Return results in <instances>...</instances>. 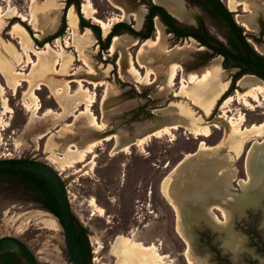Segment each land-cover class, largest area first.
I'll return each instance as SVG.
<instances>
[{"label":"rangeland","instance_id":"374dc122","mask_svg":"<svg viewBox=\"0 0 264 264\" xmlns=\"http://www.w3.org/2000/svg\"><path fill=\"white\" fill-rule=\"evenodd\" d=\"M59 1L63 5L57 29L65 19V32L50 42L42 43L47 36L39 38L30 24L7 11L10 5L28 16L31 12V0H0V8L6 13L5 18L0 20V85L3 87L0 88V158L34 159L49 163L61 173L68 188L73 214L90 249V264H145L150 257L145 255L143 248L153 245L162 257L157 264H264V185L247 190L242 183L249 179L246 167L249 151L254 142L264 140V133H259L241 146L223 145L220 157L224 162L215 171L214 180L211 177L207 179L208 176L202 177L209 180L217 190H221V185H226L224 200L220 205L224 207L228 218L213 209L211 200L195 209L194 204L191 209L182 205L185 212L184 226L191 239L190 246L178 235L175 212L162 193L163 182L169 178L178 189L177 192L184 190V196L195 195L196 188L201 187L199 181L206 179H200L198 183L189 179L191 167L194 168L195 164H191V158H186V155L198 152L201 141L215 147L227 136L230 130L228 120L220 118L224 110H229L228 116L235 120L243 114L246 127L264 123V100L256 102L249 98L253 104L252 109L240 103L238 93L243 94L248 88L240 85L239 80L235 83V89L222 98L230 88L237 69L221 55L212 54L210 49L201 46L194 38H177L168 33L165 26L158 46H144L143 51H140L138 44L144 42L128 33H122L125 37L121 38L127 43V47L118 48L114 54H110V49H101L91 29L80 27V19L83 17L90 24L99 25L102 40L106 39L112 26L119 21L112 23L109 31L104 30L100 24L85 17L82 12L84 0H79V7L73 3L67 6L68 0ZM184 1L193 11V17L185 21L177 19L182 24L195 26L199 20L203 21L216 41L226 43L229 28L213 13L211 7L203 10ZM222 1L228 4L230 0ZM91 2L96 9V16L106 22L114 16L123 15L122 10L125 11L129 15L124 22L137 31L143 27L150 4L155 3L154 0H114V4L120 9L118 10L109 0ZM232 2L234 9L231 11L236 20L254 50L264 57V0ZM71 7L78 19L77 38L89 30L85 40L89 49L88 59L96 76L88 75L87 70L82 68L84 65L75 47H66V41L71 36L67 18ZM133 12L142 17L140 27L136 26L131 14ZM250 16L255 17L256 23L248 21ZM155 19L160 20L158 17ZM17 22L21 27L14 30L13 26ZM154 30L150 40L156 38V28ZM18 34L24 37L27 45L32 44L36 50L44 49L47 43L57 52L64 47L69 55L59 74H73L77 70V79L86 80L82 85L76 80L77 82L70 83L68 93L64 91L58 94L60 91L57 87L65 86V80L52 77L48 81L42 78L39 71L40 64L48 58L51 65L57 59L55 70L61 68L57 64L60 61L56 52L53 51L50 56H42L40 61L34 52H28L32 61L36 64L39 62L31 71L32 63L24 66L28 56L18 44ZM133 38L139 40L135 46H131ZM123 53L131 56L134 66L143 76L147 70L140 66V62L152 67L154 75L151 84L143 85L134 80H125L119 66ZM206 54H211L212 57L202 65L201 61ZM175 63L180 65L181 71L175 85L168 86L165 77L170 65ZM213 66L220 69V77L209 83L189 87V95L195 99L196 95L204 91H220V97L211 113L206 114L184 96L181 81L188 79L190 74H200ZM14 70L26 74L31 71L29 79L32 81L30 85L22 82L15 93L9 87L18 79V76L12 74ZM157 76L165 77L156 81ZM40 81L48 86L43 85L34 90L41 107L36 114L33 111V96L28 91L29 87L30 91L38 87ZM101 81L104 84L98 85ZM255 84L260 83L255 81L253 85ZM160 90L162 91L159 92ZM5 102L12 110L9 114H3L6 111ZM88 102L92 104L90 109L97 121L104 123L106 127L107 133L103 137L115 135V139H99L103 134H98L94 131L95 128L81 123L82 112ZM36 105L37 103L34 107ZM171 112H181L182 116L193 119L196 125L218 123L219 127L210 125V137H196L182 127L170 129V132L159 137L147 138L140 146L138 140L144 138L149 130L164 129L178 122L172 119ZM122 138L133 142L125 151L119 150L124 148L123 145L119 144L121 148L117 146V139ZM98 140L101 142L93 148L84 162L66 170L59 169L61 164H69L73 158L74 155L70 153L72 149L84 150ZM135 143L138 145H134ZM114 150H119V153L113 154ZM231 170L236 173L231 183L225 180L220 183L219 171L224 176L225 172ZM261 183H264V179ZM219 195L217 193L218 198ZM91 199L103 208L102 216L96 213L95 206L90 205ZM3 236H15L24 241L40 264H72L58 218L43 209L28 188L0 176V238ZM118 238L130 240L132 244L140 245V248L133 252L130 247L119 245L114 251ZM119 252L121 257L118 256Z\"/></svg>","mask_w":264,"mask_h":264},{"label":"bare ground","instance_id":"6f19581e","mask_svg":"<svg viewBox=\"0 0 264 264\" xmlns=\"http://www.w3.org/2000/svg\"><path fill=\"white\" fill-rule=\"evenodd\" d=\"M85 3L83 4L82 7V12L84 13L86 18L92 19L94 22L97 24H100L104 30L110 29L112 23H115L117 21H124L126 17H128L127 13L123 11V15L121 16H114L111 18L108 22L104 21L103 19L99 18L96 16V9L93 7L91 0H84ZM114 0H109L111 4L116 6L113 2ZM156 4L162 5L165 9L168 10L169 13L174 15L176 18L181 19V20H191L193 17V11L187 7V4L184 2V0H154ZM233 0H230L228 2L227 7L230 10H233ZM62 3L59 0H31V12L26 16L25 14L21 13L16 7H12L9 5L8 12H11L14 17L20 18L22 21L27 22L30 24L35 31L39 32L40 34H45L51 31L54 27L57 26L59 23V18L60 14L62 11ZM117 7V6H116ZM72 8H70L69 13H68V23H69V31H70V40L66 41V47L68 45H72L77 49L79 52L80 60L83 61V67L87 70L88 75H97L95 69H93L90 65V61L87 58V49H83L84 46L87 44V41L85 40L87 38L88 31L84 34H81L77 38V24H78V19L75 15V13L72 11ZM5 10L0 8V20L5 18ZM134 21L136 22V26L140 27L142 25V17L139 16L137 13L133 12L131 13ZM130 14V15H131ZM142 15V14H141ZM236 19V16H235ZM238 22V20H236ZM248 21L251 24L256 23L255 17L250 16ZM240 25V24H239ZM21 27L20 23H16L13 26V29L16 30ZM156 27V38L155 40H146L143 44L140 43L138 44V40L133 41L131 46H135L138 44L140 51H143L144 46H148L151 48H154L158 46L162 40L163 37V28L164 25L160 20L156 19L155 23ZM250 28V27H248ZM93 37V36H92ZM123 36H115L112 40L111 46H110V54H114L116 49L118 48H126L127 43L123 42L122 40ZM17 38L20 40L19 43L22 46V48L25 50L27 56H28V64H33V68L31 71H33L38 65L39 62L36 64L30 56L28 55V52L35 51V54L38 56L39 61L41 60L42 56H50L51 53L54 51L56 52V56L59 59V63L61 65V68L59 70H55L56 62L57 59H55L54 63L51 65L50 58L47 60H43V62L40 64L41 68L39 69L42 78L50 80L52 77L59 78V79H64L65 80V86L62 85L60 87H57V90L60 91L58 94L61 92L67 91L69 92V87L70 83L74 82L77 79V75L79 74H67V75H60L59 73L61 72L62 68H64L66 64V57L69 55L66 53V50L64 47H61L60 50L57 52L56 49H54L50 44H46L44 49L41 50H32L31 44H26V41L23 36L17 35ZM125 52V51H124ZM119 66H120V72L121 75L125 78V80H134L138 84H151L153 82L152 80V75H154V71L152 67L149 65L143 64L140 62V66L142 68H145L147 70L146 75L143 76L142 74L139 73V71L136 69V67L133 64V60L131 59V56H129L126 53H123L121 60L119 61ZM55 67V68H54ZM31 71L29 74H31ZM56 71V72H55ZM181 71L180 65L178 64H171L167 76H157L156 81L159 79H163L164 77L167 80L168 86H173L175 85V81L179 76V73ZM84 73V72H83ZM12 74L18 76V79L16 80V83L14 85H9L10 88L13 90L15 93L17 88L22 84L23 81H29V74H26L24 72H19V71H12ZM82 76V75H81ZM221 76V71L218 68V66H213L211 69H207L203 72L199 73H194L190 74L188 79L184 80L182 79V87L181 91L183 92L184 96L189 98L191 101H193L195 104H197L204 113L210 114L211 110L213 109L218 97H220V91L216 92V90H208L200 93L199 95H196V99L192 98L189 95V87L192 85H198V84H205L211 82L213 79L220 77ZM85 79H80L78 80L77 83H80L81 85L83 84V81ZM258 82L260 84H255L253 85V82ZM240 85H242L245 88H248L247 91H245L243 94L238 93L239 96V102L243 103L245 106L249 108H253V104L250 102L249 98L252 100L258 102L261 100H264V81L261 79L257 78L254 75L247 74L244 75L242 78L239 79ZM43 84V82H38V87L33 89L32 91H29V94L33 96L32 101L34 102L33 104V111L34 113H38L40 110V104L38 103V97L36 96V92L34 90L39 89L40 86ZM99 84H104V82L101 81ZM253 85V86H252ZM0 88H3L0 85ZM160 90L159 92H161ZM198 102H196L195 100ZM93 102V101H91ZM91 102H88L86 105V109L82 112V121L83 125H89L93 128H95V131L98 132H104L106 127L104 123H100L97 121L95 115H93L90 106L92 105ZM35 103H37L36 107ZM4 108H6V111L3 114H9L12 112L10 106L8 105L7 102L4 103ZM229 110H224L223 114L220 116V118H224L228 120V124L230 126L229 133H227V136L215 147H210L208 146L204 141H201L199 143V150L195 154H187L186 158H191V164H195V167H191V172H190V177L189 179L194 181V183H198L200 179H206L202 178L204 176H208L214 180L213 177H215V171L217 168L220 167V165L223 164L224 160L221 159V151H222V146L225 144L229 145H243L246 141L249 139H252L256 137L259 133H264V123L260 125L253 124L250 127H246V118L243 114L239 115L240 117L235 120L234 117H229L228 116ZM181 112H171V117L173 120L178 121L174 122L172 126H169L164 129H158V130H149L147 135L144 138H141L138 140V143L140 146H142L146 139L151 137V136H160L166 132H170V129H179V128H184L188 133L194 134L196 137L198 136H205V137H210L212 134L211 127L210 125H214L216 127H219V124H208V123H203L196 125L195 121L193 119H189L186 115L182 116ZM78 117V116H77ZM196 120V119H195ZM222 120V119H221ZM225 121V120H224ZM2 122V121H0ZM7 126V125H5ZM4 126V127H5ZM224 126V125H223ZM1 127V126H0ZM229 128V127H228ZM87 129V128H86ZM1 131V130H0ZM115 135H109L107 136L104 141H110L115 139ZM117 146L119 144L123 145V149H119L120 151L122 150H127L131 145H133V142L130 140H126L125 138L122 139H117ZM97 145V143H93L90 146H88L84 150H78L75 148L74 150L72 149L71 151H76V154L73 158L74 160H70L69 164H61L59 169L60 170H66L68 167H72L77 163H80L86 159L88 154H90L93 150V148ZM121 145L120 148H121ZM70 150V149H69ZM119 150H114L113 154L119 153ZM55 161V160H54ZM58 162V161H57ZM59 163V162H58ZM182 163V162H181ZM180 163V165H181ZM226 165V164H225ZM247 170H248V176L249 179L243 180V184L247 187V190H254L256 187L259 188L260 185H264V183H261V181L264 179V140L262 142H254L250 151H249V157L247 161ZM56 169V168H55ZM57 170V169H56ZM197 170V171H196ZM219 170V169H218ZM58 171V170H57ZM221 171V170H220ZM219 171V179L221 182L224 180L227 183H231L233 178L235 177L236 173L234 171L230 172H225V175L222 176ZM59 172V171H58ZM194 172V173H193ZM217 173V172H216ZM221 175V176H220ZM200 180L199 183L201 184V187L196 188L195 195H191L190 197L184 196L185 191L182 190L181 192H177L178 189L175 187V184H172V180L169 178H166L165 181L163 182V187H162V193L163 196L166 198L170 206L173 208L175 215H176V231L180 238L185 242V244L189 245L191 244V239L189 232L186 229V224L184 221L185 217V212L182 209V205H187V208L191 209V205L194 204V209L197 208V206H200L205 201H212V204L214 205L213 209L220 211L226 218H228V214L225 211L224 207L220 205V202L224 200V187L226 186L221 185L220 189L217 190L212 186L209 182V180ZM219 184V183H218ZM244 187V186H243ZM245 188V187H244ZM217 193H220L219 198L217 196ZM243 191L241 192V194ZM214 195V196H213ZM248 201V200H245ZM250 201V200H249ZM90 205L95 206L96 213H98L100 216L104 214L103 208L99 207L96 205V202L94 199H91ZM185 225V226H184ZM119 245L125 246V247H130L132 251H138L140 248V245H134L130 240L123 239V238H118L115 245H114V251L119 247ZM188 246V247H189ZM157 247L150 246V247H145L143 250L146 252L145 255L150 257V259L146 262L145 264H157L158 262H161L162 257L159 256V254L156 252ZM121 252H119L118 256L121 257ZM141 259V258H140ZM144 261V260H143ZM142 261V262H143ZM141 262V263H142ZM144 264V263H143Z\"/></svg>","mask_w":264,"mask_h":264},{"label":"trees","instance_id":"16d2710c","mask_svg":"<svg viewBox=\"0 0 264 264\" xmlns=\"http://www.w3.org/2000/svg\"><path fill=\"white\" fill-rule=\"evenodd\" d=\"M187 1L192 4L199 5L203 9H207L208 7H211V10L213 12H217L219 16L225 19L224 14L222 13L216 0H187ZM72 3L75 4L77 7H79V0H68L67 6H69ZM149 10H150L149 14L146 16V20L142 30L137 31L131 25H128L126 22H120L113 26V28L111 29L110 33L108 34L105 40H102V34L99 25L97 26L94 24H90L83 17H81L80 27L82 29L84 28L91 29L95 33L101 49L108 50L111 39L114 36L121 35L122 33H128L134 36L135 38H139L140 41H144L150 38L155 31L153 27V17L158 16L160 20L165 24L167 32L173 33L177 38L181 36L192 35L202 44H209V46L212 47V44L216 43L217 47H220L224 51H228V52L230 51L227 49V47L224 44L215 41L213 37L210 36L202 21L199 23L200 24L199 31H201V34L199 36H196L193 35L192 33L197 31L198 29L189 26H183L178 20H176L173 16H171L164 8L151 3L149 6ZM65 29H66L65 19H63L62 25L59 28V30L53 35L45 38L42 43L50 42L53 39L62 36L65 32ZM241 30L243 31L242 28ZM36 43L38 44V41H36ZM231 48L233 49L234 53H236L238 56H244V51L240 43L236 39L235 35L233 34V32H231ZM251 50L254 54H256V51L253 49L252 46H251ZM211 57H212L211 54H206L202 62L208 61ZM225 58L229 59V57L227 56H225ZM238 66L241 69L233 75L232 84L230 88L221 96L222 98L226 94L232 92L235 89V83L240 76L251 71V68L241 61H238ZM0 176L8 178L14 182H20L25 186H27L29 189H31L35 195L36 202L39 203V205L43 209L55 215L58 218L59 222L61 223V214L59 210L57 196L55 191L49 186V181L47 179H45L40 175H36L27 171L18 170V169H7V168H0ZM74 222H75V228H76V234H77L79 246L82 250L84 258L88 263H90L91 260L90 249L88 248V246H86V248L83 246L82 241L85 240V237L83 236L82 228L75 216H74ZM25 263L26 262L24 261V259L18 253L13 251L2 253L0 255V264H25Z\"/></svg>","mask_w":264,"mask_h":264},{"label":"water","instance_id":"95a60500","mask_svg":"<svg viewBox=\"0 0 264 264\" xmlns=\"http://www.w3.org/2000/svg\"><path fill=\"white\" fill-rule=\"evenodd\" d=\"M216 1L226 16L229 25L236 36V39L246 54V59L244 60L245 63L254 68L251 59H255V56L251 51V44L249 39L246 37V33L241 30V25H239V23L236 21L235 15H233L232 11L227 7V5L224 4L222 0ZM254 69L264 77V70L256 68ZM0 168L27 171L36 175H40L49 181V186L55 191L57 196L61 214V225L63 228L64 242L71 263L89 264L84 258L82 250L79 246L68 188L61 176V173L49 163L27 158H0ZM11 251L18 253L24 259L26 264H40L33 251L24 241L15 236L1 237L0 255L2 253Z\"/></svg>","mask_w":264,"mask_h":264},{"label":"flooded vegetation","instance_id":"af4514ba","mask_svg":"<svg viewBox=\"0 0 264 264\" xmlns=\"http://www.w3.org/2000/svg\"><path fill=\"white\" fill-rule=\"evenodd\" d=\"M185 2V1H184ZM186 3V2H185ZM190 3V2H189ZM218 3V2H217ZM152 4H154V5H157V6H160V7H162V8H164L162 5H159V4H156V3H152ZM193 5H196V4H193ZM219 5V4H218ZM196 6H198V7H200L201 9H203L201 6H199V5H196ZM115 7V6H114ZM220 7V6H219ZM116 9H118V10H120L119 8H117V7H115ZM165 9V8H164ZM221 9V8H220ZM167 12H168V10L167 9H165ZM203 10H205V9H203ZM150 11V10H149ZM222 11V10H221ZM169 13V12H168ZM218 18H220L226 25H227V27L229 28V36H228V39H227V41H226V43H223V42H220V41H217V42H220V43H222V44H224L226 47H227V49L228 50H230L229 52L228 51H224L223 49H221L220 47H217L216 46V43H213L212 44V47L211 46H209V44H202L200 41H198L196 38H194V36H192V35H186V36H181V37H179V38H194L195 40H197L198 42H199V44L201 45V46H203V47H206V48H208V49H210L213 53L212 54H214V55H216V56H222L225 60H227V61H229L230 62V64H231V66L232 67H234V68H236L237 69V72L241 69L239 66H238V61H241V62H243V63H245V59H246V54H245V52H244V56H238L236 53H234V51H233V49L231 48V32H233L232 31V29H231V27H230V25L228 26V24H229V22H228V20H227V18H226V16L224 15V17H225V19L224 18H222L221 16H219L218 15V13L217 12H213ZM222 13H223V11H222ZM148 14H149V12H148ZM147 14V15H148ZM171 16H173L171 13H169ZM224 14V13H223ZM146 15V16H147ZM234 15V14H233ZM146 16H145V19H144V23H145V20H146ZM155 17H158V16H154L153 17V27H154V19H155ZM176 20H178L175 16H173ZM159 18V17H158ZM89 19V18H88ZM160 19V18H159ZM91 20V19H90ZM161 21V20H160ZM179 21V20H178ZM93 22V21H92ZM120 22H124V21H119L118 23H120ZM162 22V21H161ZM180 22V21H179ZM201 21L199 20L198 22H197V25L195 26V25H185V24H182L181 22V24L183 25V26H189V27H192V28H195V29H198L197 31H195V32H193L192 34L193 35H196V36H199L200 34H201V31H199V26H200V23ZM203 22V21H202ZM144 23H143V27H144ZM155 23H156V19H155ZM115 24H117V23H115ZM114 24V25H115ZM162 24L165 26V24L162 22ZM62 25V24H61ZM113 25V26H114ZM98 26V25H97ZM113 26H112V28H113ZM61 27V26H60ZM59 27V28H60ZM143 27H142V29H143ZM166 27V26H165ZM111 28V29H112ZM156 27H154V29H155ZM242 28V27H241ZM141 29V30H142ZM59 29H57V31H58ZM207 30V29H206ZM56 31V32H57ZM55 32V33H56ZM155 32V31H154ZM208 32V31H207ZM209 33V32H208ZM54 34V33H53ZM52 34V35H53ZM173 34V33H172ZM210 34V33H209ZM234 34V33H233ZM174 35V34H173ZM235 35V34H234ZM48 36H51V35H48ZM47 36V37H48ZM118 36H121V35H118ZM175 36V35H174ZM211 37H212V35H210ZM47 37H45V38H47ZM115 37V36H114ZM113 37V38H114ZM176 37V36H175ZM236 37V36H235ZM44 38V39H45ZM58 38V37H57ZM113 38L111 39V41L113 40ZM133 39H135V38H133ZM149 39V38H148ZM148 39H146V40H148ZM214 39V38H213ZM146 40H144L143 42H145ZM215 40V39H214ZM216 41V40H215ZM139 42V41H138ZM111 43L112 42H110V46H111ZM48 44V43H47ZM139 44H140V42H139ZM210 45H211V43H210ZM110 46H109V49H110ZM252 45H250V47H251ZM67 47H69V46H67ZM242 47V46H241ZM45 48V47H44ZM243 49V48H242ZM254 49V48H253ZM110 51V50H109ZM244 51V50H243ZM252 51V50H251ZM78 52V51H77ZM253 53V52H252ZM254 54V53H253ZM225 56H227V57H229V59H226L225 58ZM254 56H255V59H251V62H252V64H253V66H254V68H256V69H261V70H264V57L263 56H261V55H259L257 52H256V54H254ZM210 60V59H209ZM208 60V61H209ZM81 61V60H80ZM207 62V61H206ZM206 62H202L201 61V64L202 65H204ZM246 64V63H245ZM247 65V64H246ZM249 66V65H248ZM250 68H251V71L250 72H248V73H246V74H243L242 76H240L238 79H237V81L241 78V77H243L244 75H247V74H251V75H254V76H256L257 78H261V79H263L264 80V77L260 74V73H258L253 67H251V66H249ZM236 72V73H237ZM262 80V81H263ZM212 118V117H211ZM134 145H138L137 143H135ZM143 151H144V148H143ZM86 160V159H85ZM84 160V161H85ZM83 161V162H84ZM82 163V162H81ZM14 182V181H13ZM17 183H19V184H22V183H20V182H17ZM23 186H25L24 184H22ZM26 188H28L27 186H25ZM29 189V188H28ZM31 192H32V190L31 189H29ZM33 193V192H32ZM33 196H34V199H35V195H34V193H33ZM36 201V200H35ZM39 204V203H38ZM83 236L85 237V235H84V233H83ZM82 243H83V246L86 248V246H87V241H86V237H85V240H83L82 241ZM90 264V263H89Z\"/></svg>","mask_w":264,"mask_h":264},{"label":"crops","instance_id":"0c3cea01","mask_svg":"<svg viewBox=\"0 0 264 264\" xmlns=\"http://www.w3.org/2000/svg\"><path fill=\"white\" fill-rule=\"evenodd\" d=\"M60 19H61V18H59V23L57 24V26L54 27V28H53L51 31H49L48 33H45V34L40 35V34H38V32L35 31V32L37 33V36L39 35V36H38L39 38H43V37H45V36H48L49 33H52L53 31H55V29H57L58 26H59V24H60ZM69 32H70V31H69ZM121 36H124V35H121ZM124 37H125V36H124ZM19 41H20V40L18 39V44H20ZM21 47H22V46H21ZM31 47H32V50H36V49L33 47L32 44H31ZM83 49H87V54H86V56H87V58H88V56H89V49H88V47L85 45ZM22 50L25 52V50H24L23 48H22ZM76 50H77V49H76ZM32 52H34V54H35V51H31L30 53H32ZM25 53H26V52H25ZM78 53H79V52H78ZM35 55H36V54H35ZM36 56H37V55H36ZM82 62H83V61H82ZM83 63H84V62H83ZM89 63H90V62H89ZM90 64H91V63H90ZM27 65H29V64L26 62V63L24 64V66H27ZM82 68H84V67H82ZM84 69H85V68H84ZM77 72H78V71L76 70L73 74H77ZM94 76H95V75H94ZM90 78H91V77H90ZM88 79H89V78H88ZM88 79H87V80H88ZM29 80H31V79H29ZM85 80H86V79H85ZM85 80H84V81H85ZM48 81H49V80H48ZM84 81H83V82H84ZM23 82H27V81H23ZM31 82H32V81H31ZM74 82H77V81L75 80ZM28 83H29V81H28ZM100 83H101V82H100ZM95 84H96V83H95ZM105 84H106V83H105ZM29 85H30V83H29ZM43 85H47V86H48V84H46L45 82H43V84H42L41 86H43ZM98 85H100V84L98 83ZM9 87H10V86H9ZM10 89H11V88H10ZM11 90H12V89H11ZM37 90H38V89H37ZM12 91H13V90H12ZM29 91H30V87H29ZM29 91H28V92H29ZM94 131H95V130H94ZM95 132L98 133V134H103L102 137L99 138V139H105V138L107 137V136L103 137V136L105 135V133H107V130H106V129H105L104 132H98V131H95ZM108 136H109V135H108ZM99 142H101V141H100V140H98V141H94V142H92V144H93V143H97V144H98ZM90 145H91V144H90ZM90 145H89V146H90ZM72 146H74V145H72ZM67 149H69V147H67ZM73 150H74V149H73ZM70 153L73 154V155L75 156L76 151H71ZM74 156H73V157H74ZM70 160H74V159H70Z\"/></svg>","mask_w":264,"mask_h":264}]
</instances>
